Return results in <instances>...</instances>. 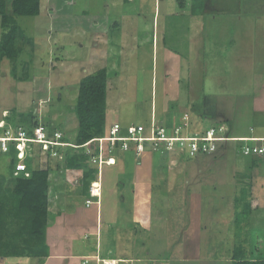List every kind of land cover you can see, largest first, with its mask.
<instances>
[{"label": "rangeland", "instance_id": "obj_1", "mask_svg": "<svg viewBox=\"0 0 264 264\" xmlns=\"http://www.w3.org/2000/svg\"><path fill=\"white\" fill-rule=\"evenodd\" d=\"M5 1L6 10L10 11L11 0ZM132 1L40 0L38 15L17 17L23 34L20 32L18 37L19 52L15 66L12 67L13 63L6 58L0 61V116H13L14 113V119H23L24 125L21 126L24 127L21 129L26 136H31L33 129L42 125L51 140L57 133V141L69 142L77 126L73 106L79 81L106 67L109 78L104 135L113 123L133 127L148 124L149 118L153 120V127L171 129L185 125L186 129L182 126V133H179L183 137L217 128L221 122H224L225 131L229 129L236 138L253 134L247 131L245 134L248 135H243L248 122L256 128L255 136L264 134V112L256 111L253 119L251 112L252 98L264 91V0H200L203 5L200 3L198 14L191 12L192 0ZM80 16H87L100 28L84 33L87 29ZM178 51L179 61L178 56L173 55ZM174 65L176 70L170 72ZM196 68H205V72ZM199 73L206 76L205 84L200 89L196 81L191 89L198 95L195 99L203 96L202 104L201 100L195 102L193 91L189 98L190 93L183 87L191 76L195 79ZM166 78L171 80V84L166 82ZM227 85L231 91L229 99L234 98L235 101H230L229 106L223 105L226 92L224 97H215V101H211L210 95H222V89L225 90ZM200 112L204 115L203 127L197 124ZM192 121H195L194 128H190ZM6 128L11 133L19 130L12 124ZM147 128H144L145 134L149 133ZM74 135L71 143H74ZM179 142L173 141L168 149L166 144H162L166 151L161 155L153 152L145 164L148 171L140 170L142 175L149 173L152 178L141 177L135 183V192L141 197L146 193L150 195L149 202H143L147 203L144 208H149L150 220L162 217L157 227L164 228L166 233L158 240L157 246L150 239V244L147 241L146 246L136 248L162 264H228L232 243L227 236L235 235L237 231L239 238L245 235L240 231L242 226L237 228L233 221L235 196L240 192V195L246 193L248 196L249 192L259 201L255 206L258 209L249 214L247 221L244 220L248 225L245 230L255 255L264 257V158L258 159L254 166L249 165L250 160L244 156H260L243 155L241 150L240 153L234 150V146H227L213 155H190L186 144ZM234 142L237 146L240 141ZM104 143L107 145V141L101 143L103 149ZM95 148V145L91 146V154ZM6 152H9L8 147ZM26 152L29 171L41 169L47 173L46 239L54 240L52 252L61 253L63 249L57 241L78 236L80 229L73 234L70 226L77 224L73 214L78 208H81L79 211H87L84 207L90 199L86 193L74 195V181L79 170L66 168L64 164L68 155L74 153L79 157L84 152L59 143L53 146L34 142L29 144ZM112 152L115 155L119 150ZM132 153L120 152L111 156L132 165ZM13 155L15 169L18 161L15 152ZM104 157L102 153L86 158L83 166L91 168L97 164V171L106 172L107 167L112 170L117 160L114 163V157L111 160ZM7 164L8 160L0 157V181H3L0 188L12 186L9 175L3 179V175H7ZM98 181L92 182V187H97L93 185ZM104 181L112 185L114 180L105 177ZM115 182L113 188L119 186ZM131 182L128 176V194ZM191 192H198L200 198L191 199ZM90 195L94 199H90L93 204H100L102 199L103 210L122 204L123 208L127 205L129 212L131 202L134 203L131 198H122L123 202H120L118 197H111L107 187L101 198L100 195ZM192 201L200 210L197 209V216L199 212L198 220L203 230L198 247L203 256L184 259L186 247L183 246L187 242V239L183 242L184 235H188L187 227L191 221L194 226L195 215H189ZM239 203L238 207L241 206ZM110 215L113 214L103 211V219ZM123 216L118 215L120 222L125 221ZM80 220L86 221L84 218ZM142 241L139 239L138 244ZM49 254L48 247L47 255L37 260L7 256L0 257V264H42L43 258ZM84 260L88 261L81 259L80 264H86ZM77 261L74 259V264Z\"/></svg>", "mask_w": 264, "mask_h": 264}, {"label": "trees", "instance_id": "obj_2", "mask_svg": "<svg viewBox=\"0 0 264 264\" xmlns=\"http://www.w3.org/2000/svg\"><path fill=\"white\" fill-rule=\"evenodd\" d=\"M124 1V0H123ZM126 2H131L125 0ZM136 1V0H133ZM132 1V2H133ZM192 0L193 14H198V7L203 1ZM40 13V0H11L10 11L6 10V1L0 0V61L3 58L8 59L13 63L12 67L15 66L16 56L18 55V37L22 30L17 23V17L19 16H36ZM84 15V14H83ZM116 26V25H114ZM23 34V33H22ZM106 80L107 74L104 68L96 70L94 73L86 75L80 79L78 84V94L76 97L75 105L73 106L77 126L74 135V143L77 145L84 144L92 138L103 137L105 132V99H106ZM12 113V112H11ZM0 116L4 120V129L7 125L12 124L13 126L21 129V125H24L23 119H14L11 115ZM17 120V121H16ZM150 124V118L148 124H143L144 127ZM36 124L35 126H37ZM142 125V124H141ZM50 126V125H49ZM195 121L190 122V128H194ZM51 128V127H50ZM128 127H121L120 134L125 135ZM252 129V128H251ZM22 130V129H21ZM47 131V129H46ZM55 134V133H54ZM229 134V130L227 131ZM230 135V134H229ZM251 137H264V134L255 136L253 133L249 135ZM236 137V136H229ZM247 137V136H246ZM234 143V145L232 144ZM243 141H221L218 143V149L209 155H213L219 150H223L227 146L237 150L240 153ZM259 141L257 144H261ZM264 143V142H263ZM97 143H92L89 146V155L91 154V146ZM115 147H109L104 143V149L102 151L104 158L110 160L113 154V150L119 148L120 151L134 153L132 147L130 146L128 150L124 151L118 145ZM226 144V145H224ZM14 145L9 143V152H2L0 154L1 158H6L8 160L7 164V175H3V179L9 175L12 179V186H6L0 188V257H21L26 256L29 258H40L44 257L48 253V244L46 243V231H47V173L45 170H31L28 168V158L27 152L22 163L25 166V171L27 175L23 173L14 175V165H13V154L16 152ZM82 150V156L76 157L78 155H68L66 157V163L64 164L66 168H71L75 170H81V175L77 177L74 181V186L77 187V194L84 195L88 191V187L92 182L97 179V168L96 164L94 167H84L83 163L88 154L86 153V147L80 148ZM87 150V151H88ZM157 150V152H155ZM152 151L151 148H146V151L153 154V152L161 155L166 151L162 147V143L158 145L157 149ZM233 150V151H234ZM162 151V152H161ZM76 152V151H74ZM98 153L95 148L93 154ZM81 154V153H80ZM236 155V153H234ZM74 155V156H73ZM237 154L236 156H240ZM243 156V155H241ZM76 157V158H74ZM107 157V158H106ZM245 159H249V165H256L258 159H263L264 156L260 158H255V156H244ZM9 166V167H8ZM13 166V169H11ZM3 184L1 179L0 185ZM238 193V191H237ZM241 193V192H240ZM240 193L235 196V210L233 221L237 228L241 227V231L244 232V239L247 242H251L245 228L248 226L245 221L248 220L249 214L255 210L257 204V199L251 197L249 192L248 196L246 193L243 195ZM249 197H251L249 199ZM244 199V203L243 202ZM238 202L241 206L238 207ZM254 206V208H252ZM245 220V221H244ZM241 224V225H240ZM239 225V226H238ZM252 245V244H251ZM249 249V250H248ZM245 248V246H236L233 250L230 264H264V257L255 255V251L252 246L250 248Z\"/></svg>", "mask_w": 264, "mask_h": 264}, {"label": "crops", "instance_id": "obj_3", "mask_svg": "<svg viewBox=\"0 0 264 264\" xmlns=\"http://www.w3.org/2000/svg\"><path fill=\"white\" fill-rule=\"evenodd\" d=\"M113 2H114V0H113ZM100 16H102V15H100ZM102 17H104V16H102ZM126 17H128V15H126ZM76 18H78V16ZM104 18L106 19V17H104ZM79 19H81L80 21H82L83 26H86L85 28L87 30H84L85 31L84 33L92 32L93 31L92 29H94V28H97V29L100 28L96 22L90 21L87 16H80ZM93 20H96V19H93ZM106 22H107V20H106ZM173 55H177L178 56L177 58L179 61L180 52L178 51V52L174 53ZM178 66H179V63H178ZM191 66H193V65H191ZM103 68L106 70V74H107L106 84L108 85V78H109L108 72H107L106 67H103ZM175 68H176V66L174 65L173 69L170 70V72H174ZM201 70H203V73L205 72V68H201ZM201 70L197 69V71H201ZM153 71H154V68H153ZM172 75H174V74H172ZM205 77L201 73H199L195 79H194V76H191L190 80H188V83H186V85L183 86L184 89L188 90V93H190L189 98L192 96V91H193L191 89V87L193 85H195V83L197 81L198 82L197 87L202 89V87L205 84L204 82L206 81ZM167 79L168 78H166V82H170V84H171V80L167 81ZM150 83H151V81H150ZM166 84H168V83H166ZM228 86L229 85L226 86L225 90L222 89V95L217 94V96H216L215 94H211L210 95V97H212L211 101L214 102L215 97H220V96L224 97L225 92H226L227 97H226V101L223 102V105L228 104V106H229L230 101L231 102L235 101L234 98L229 99V93H231V91H230V89H228L229 88ZM178 89H180V88H178ZM175 90H177V89H175ZM170 91H172V89ZM193 94H194V99H195L198 95L196 96L194 91H193ZM199 95H202V94H199ZM204 95H206V94H204ZM41 96L42 95L39 96L40 99H42ZM231 96H234L233 93L231 94ZM202 98H203V96L199 99H195V102L198 103V101L201 100L200 103L201 104L204 103ZM252 100H253V103L251 104V112H252V119H253L256 111L257 112H264V91L258 97L252 98ZM247 102H248V98H247ZM203 116L204 115H202V113H201V117L197 116V118L199 117L198 118L199 120L197 122L199 127H201V126L203 127ZM233 116H234V113H233ZM223 123L224 122H221L220 124H218V127H217V128L222 127L220 134H226L228 137L234 136L233 134H231V131L229 133L230 135L227 134V131L229 129L225 131V129L223 127ZM248 123L249 124L246 127V132L244 130L243 135H248V134H245V133H247V131H249L250 133H254V131L256 129L252 125V122H248ZM119 126L124 127L123 125H119ZM73 135L74 134H71L70 142H72L71 140H72ZM118 150H119V148H118ZM120 152L121 153H127V152H122L119 150V153ZM119 153H117V154L115 153V155H118ZM128 153H130V152H128ZM132 154H133V159H134L132 162V165H127L124 160H119V158L114 157V163L117 160V162L115 163V167L112 166L111 167L112 170L111 169L108 170L109 167H107L106 172H102V170L98 171V178H97L99 180L98 184L93 185V186L99 185L100 189L99 188L98 189L100 192L99 193L100 198L102 196V193L105 190V187H107L109 195L111 197H115L116 199L118 197V199H121L120 202H123L124 198L125 199L131 198L132 200H134V203L131 202L129 212L126 208L127 205L123 208L122 204H119V205L117 204L116 206L114 205V207H110L109 209L103 210L102 203H101L102 199L100 200V204H93L92 203L93 205L92 204L86 205L84 208L87 211H84V210L79 211L81 208H78L75 211V213L73 214L74 218L76 219L77 224L70 225L73 234H75L74 232H76L80 229L78 231V236L72 235L73 237L69 236V238L67 240H64V239H62L60 241L56 240L58 243V246L60 244L61 248L63 249L62 250L63 252H61V253L52 252L53 247L51 245L53 244L54 240H48V237H47L46 243L48 244L49 251H51V254H49L46 258H43L44 261L42 262V264H71V263L74 264V259L78 260L76 264H80L81 259H84V258L88 259V262L86 264H96L95 263L96 257L99 259H102V260L117 262L118 264H152V262H155V261L158 262V259H156V258L150 259L146 256L147 254H141L140 250L138 248H136L138 246H142V247L146 246L145 243L147 241L150 244V239L153 240L154 245L157 246L158 240H160V238L163 237L166 233L164 228L159 229V227H157V223L162 222V220H163L162 217L159 216V217H155L156 220H154V218H153V220H150V218H152V216H151V213L149 211V208H144V207H146L145 204H147L149 202V199L151 198L150 195L148 193H146L141 197V194H138L135 192V183L138 180H140L141 177H143V179H144V177L147 178L148 176H150L152 178L151 174L148 173L147 175H142L143 173H141V171H140V170L145 169V164L150 161V159H151L150 157H151L152 153L146 151V152L142 153L140 156L136 155L135 153H132ZM138 157L139 158L141 157V159H139ZM107 163L109 164L110 162L107 161ZM101 164H104V161H102ZM145 171H148V170L145 169ZM79 175H81V170H79L77 177ZM128 176L132 180L131 185H130V194H128V192H126V187L128 185ZM105 177L106 178L109 177L110 179L112 178V180H114L112 182L113 184L108 185L107 181L106 182L104 181ZM126 179H127V182H126ZM114 182L118 183L119 186L117 188H113ZM232 182H233V180H232ZM119 183H121V184H119ZM103 188H104V190H103ZM73 193H74V195H79V194H77V187H75V186L73 188ZM86 194H88V198L92 199L91 195L88 192ZM191 195H192L191 199L197 200V198H200V195L198 192H191ZM80 196H83V194ZM255 198L257 199V201H259V199L257 197H255ZM143 202H147V203H143ZM191 203H194V204L192 205ZM191 203L189 204V206H190L189 215H191V214L195 215L194 226H192V221H191L187 227V228H189L188 235H186V234L184 235L183 242L187 239L186 246H183V247H186V250L184 251V256H183L184 259L195 258V257H198V255L200 256V258H201V256H203L200 248L198 247V244L199 245L201 244L200 240L202 239V230H203L202 223H200L198 220L199 212H198V216H197V209H198V211H200V210H199V206H197L195 201H192ZM120 206L122 207V209L119 210ZM255 209L257 210L258 207H256ZM125 210H127V212H126V216L124 217L123 214H125L124 213ZM103 211L112 213L113 215H110L108 218L105 217L103 219ZM253 211H255V210H253ZM127 213H129V218L127 217ZM149 213H150V216H149ZM118 215L123 216L125 221L120 222V220H119L120 218L118 217ZM81 218L86 219V221L80 220ZM84 233H85V235H87L86 237H85ZM67 234L69 235V233H67ZM238 234H239V231H237L235 235L233 233V234H230L229 236H227L229 241H231V243H232L230 245V248L231 247L232 248L230 249L229 254H228V256H229L228 257L229 259L227 260L228 264H230V262H231L233 250L236 248V246H242L243 245L247 249L251 247L250 243L248 241L246 242L244 238H239L237 236ZM82 235H84V236H82ZM139 239L143 240L140 244H138ZM56 241H55V243H56ZM126 241L128 242V244L126 243ZM70 248L74 249V252L71 251ZM37 259H39V258H35V260H37ZM180 260H182V253L180 254ZM164 263H165V260H164ZM99 264H101V262ZM159 264H162V262H160Z\"/></svg>", "mask_w": 264, "mask_h": 264}, {"label": "built area", "instance_id": "obj_4", "mask_svg": "<svg viewBox=\"0 0 264 264\" xmlns=\"http://www.w3.org/2000/svg\"><path fill=\"white\" fill-rule=\"evenodd\" d=\"M5 112V111H4ZM6 114V112H5ZM3 117L6 115H2ZM4 120L0 119V152H6L7 147L9 148V143L13 144L17 149V165L14 169V175L20 174L22 171L27 175V171H25V166L22 163V160L25 158L26 150L29 149V144L34 143H46L48 145L56 146L57 143L63 144L62 142L57 141L56 139L59 135L54 134V140L48 138L45 129H43L42 125H38L33 129L31 136H26L23 130L19 129L15 133L9 132V130L5 127L3 128ZM153 120H150V124L148 125L147 130L149 133H144L143 125H135L128 127L125 135H121V127L117 123H113L107 131V134L103 137H97L92 139V142H96L98 147V155L102 154L103 148L101 145L102 142H108L109 147H115L117 143L121 147L122 150L126 151L131 146L134 153L140 156L142 153L146 152V148H151L152 151H155L159 144H166V148H170L173 141H180V144H186L187 151L190 155L193 153L201 154V153H212L218 149V143L221 141H243L245 144L241 148V153L243 155L256 154L258 156H264V137H228L226 134H220L222 127L219 128H209L205 132L194 135L183 137L182 130L183 127L186 129L185 125H181L179 127H153ZM183 126V127H182ZM174 128V130H172ZM170 132V133H169ZM144 133V134H143ZM261 141V144H257ZM91 141L86 143L88 145ZM186 142V143H185ZM95 188H90V194H93ZM87 204L89 205L90 199H88ZM84 262H88L84 260ZM118 264L117 262H112L108 260H102L99 258H95V263L99 264Z\"/></svg>", "mask_w": 264, "mask_h": 264}, {"label": "clouds", "instance_id": "obj_5", "mask_svg": "<svg viewBox=\"0 0 264 264\" xmlns=\"http://www.w3.org/2000/svg\"><path fill=\"white\" fill-rule=\"evenodd\" d=\"M108 131V130H107ZM47 133V132H46ZM107 134V133H106ZM105 134V135H106ZM48 136V135H47ZM49 138V137H48ZM59 138V137H58ZM58 138H57V140H58ZM92 139H94V138H92ZM92 139H90L89 141H91L92 142ZM89 141H87V142H85L84 144H81V145H77V144H75V143H71L70 141L69 142H67V141H65V142H63V141H61L63 144L62 145H64V146H69V147H73V148H76V149H80V148H82V147H89L92 143H96V142H90L88 145H86V143H88ZM60 142V141H59ZM61 145V146H62ZM73 145H75V146H77V147H74ZM93 145H95V144H93ZM57 146V145H56ZM60 146V145H59ZM96 146V145H95ZM15 148V147H14ZM16 149V148H15ZM96 150H97V148H96ZM98 151V150H97ZM87 153H89V150L87 151ZM15 154H17V149H16V152H15ZM94 155H96V157L98 156V153L96 152V154H92V155H88V158H90L91 159V157L92 156H94ZM16 160H17V156H16ZM97 165V164H96ZM97 175H98V171H97ZM97 184V183H96ZM90 188H94V187H92V185H90L89 187H88V193L90 194ZM97 188H99V185H97ZM100 189V188H99ZM93 200V199H92ZM90 204H92V203H90ZM89 204V205H90Z\"/></svg>", "mask_w": 264, "mask_h": 264}, {"label": "bare ground", "instance_id": "obj_6", "mask_svg": "<svg viewBox=\"0 0 264 264\" xmlns=\"http://www.w3.org/2000/svg\"><path fill=\"white\" fill-rule=\"evenodd\" d=\"M97 192H98V194H97ZM92 195H94V196L99 195V189H98L97 187H95V191L93 192ZM90 202H91V201H90Z\"/></svg>", "mask_w": 264, "mask_h": 264}, {"label": "water", "instance_id": "obj_7", "mask_svg": "<svg viewBox=\"0 0 264 264\" xmlns=\"http://www.w3.org/2000/svg\"><path fill=\"white\" fill-rule=\"evenodd\" d=\"M156 264H158V263H156Z\"/></svg>", "mask_w": 264, "mask_h": 264}]
</instances>
